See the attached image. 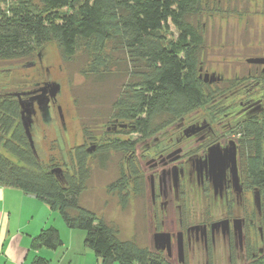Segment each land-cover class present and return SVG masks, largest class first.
I'll return each mask as SVG.
<instances>
[{"label":"trees","instance_id":"obj_1","mask_svg":"<svg viewBox=\"0 0 264 264\" xmlns=\"http://www.w3.org/2000/svg\"><path fill=\"white\" fill-rule=\"evenodd\" d=\"M220 2L0 0V63H28L44 46L54 44L61 64L73 72L68 86L83 137L68 151L69 161L56 177L51 171L58 167L44 165L32 153L17 99L0 92V186L35 196L67 229L83 232V245L101 264H168L162 251L121 239L116 225L79 201L92 163L103 167L119 155V177L109 191L118 192L124 210L133 191L139 198L144 195L137 144L199 109H214L218 116L225 112L222 101L238 82L223 80L212 86L199 71L205 46L201 21ZM75 76L82 85L74 87ZM261 80L263 84V76ZM262 99L263 111L238 121L233 132L242 178L260 201L259 248L245 264H264V92ZM101 118L104 134L98 137L93 124ZM60 246L59 232L52 227L31 243L32 250ZM35 264L47 262L37 259Z\"/></svg>","mask_w":264,"mask_h":264},{"label":"flooded vegetation","instance_id":"obj_2","mask_svg":"<svg viewBox=\"0 0 264 264\" xmlns=\"http://www.w3.org/2000/svg\"><path fill=\"white\" fill-rule=\"evenodd\" d=\"M202 31L205 33L204 25ZM255 59H264V51L261 55H251L245 59L248 67L246 78L251 80L237 88L236 92H240L241 96L234 108L214 119H182L135 147L136 150L143 146V155L138 156L135 151V156L143 176L147 215L156 225L153 235L167 233L170 236L169 251H162L168 264H172L173 255L180 264L179 246L183 250L181 264L197 261V253L201 249L205 264L215 262L218 251L226 254L228 264L240 261L245 264L248 257H254L259 248V195L255 190H250L242 178L240 149L233 134L238 121L263 111L262 95L255 93L262 84L253 79L264 77V64L248 62ZM199 71L204 80L208 74L202 75V66ZM211 78H217L214 80L216 83H210ZM223 80L222 75L216 77V73L212 72L204 82L213 86ZM52 84L49 81L33 84L19 92L30 93L21 99L36 97L40 94L38 90L43 87L49 98ZM56 98L49 99L48 114L38 111L40 99L33 100L36 114L33 116L32 128L37 115L45 124L52 121L51 112L54 109L58 111ZM192 194L199 203L205 205V211L215 214L213 219H204L191 225L183 223L181 202ZM133 197L139 200L136 191H133ZM175 211L179 212L177 221L171 219ZM194 226L199 228L191 229Z\"/></svg>","mask_w":264,"mask_h":264},{"label":"rangeland","instance_id":"obj_3","mask_svg":"<svg viewBox=\"0 0 264 264\" xmlns=\"http://www.w3.org/2000/svg\"><path fill=\"white\" fill-rule=\"evenodd\" d=\"M216 12L207 14L201 21L205 26V49L202 56V75L210 78V73L222 75L224 80H236L237 87L232 90L223 105L225 112H228L236 105L240 92L237 88L247 84L251 79L246 78L248 67L245 59L251 55H261L264 51V0H221L213 9ZM170 35L175 37V33L170 29ZM39 56V58H38ZM57 48L54 44H48L39 50L35 57L28 63L5 62L0 63V92H7L9 95L19 93L33 84L41 81H49L59 85L60 91L57 96L56 105L60 107L62 121L56 109L52 113V121L45 124L37 115L36 123L31 130V137L34 143L35 152L39 160L44 165L63 168L64 163H68V151L80 145L83 141L80 122L76 118L73 99L68 86L69 75L72 71L68 70L59 61ZM217 79V78H216ZM216 79H214L216 81ZM253 80H261L254 78ZM214 81V83H216ZM74 87L82 85V80L76 78L73 82ZM262 84V83H261ZM264 83L261 89L255 93L263 96ZM226 101V102H225ZM218 115L214 109L202 108L186 117V120L201 118H216ZM97 122V123H96ZM105 120L101 118L94 122L96 136L102 137L104 134ZM173 134V131H170ZM122 138V136H121ZM125 138V136L123 137ZM132 139L135 137L131 136ZM143 146L138 147L136 154L143 155ZM120 156H113L103 167L98 162L91 165V175L87 184V189L81 196V205L94 212L99 218L107 223H112L118 228L120 238L123 240H135L138 245L154 250L152 245V235L156 225H154L147 215V201L143 197L134 199L133 195L128 199L127 207L121 208L118 192L109 191V187L119 177ZM128 189H131L129 186ZM182 219L186 225L197 224L202 220H211L214 213L204 210L205 205L199 203L192 194L185 201L181 202ZM205 213V214H204ZM57 218L56 223L66 233L60 232L62 241L68 245H77L78 237L84 235L83 232L69 230L66 228L57 213H53ZM172 218L176 221L179 212L172 213ZM60 229V230H61ZM72 233V234H71ZM79 235V236H77ZM75 237V238H74ZM226 254L217 252L216 261L212 264H228ZM203 250L197 253V261L192 264H205ZM172 264H178L176 256L173 255ZM211 264V263H210ZM236 264H244L238 262Z\"/></svg>","mask_w":264,"mask_h":264},{"label":"crops","instance_id":"obj_4","mask_svg":"<svg viewBox=\"0 0 264 264\" xmlns=\"http://www.w3.org/2000/svg\"><path fill=\"white\" fill-rule=\"evenodd\" d=\"M56 220L41 200L0 186V264H35L37 259L47 264H101L83 245L82 235L78 237L77 245H68L61 240L62 246L56 250L43 247L32 250V240L50 227L68 234L60 226L52 224Z\"/></svg>","mask_w":264,"mask_h":264},{"label":"water","instance_id":"obj_5","mask_svg":"<svg viewBox=\"0 0 264 264\" xmlns=\"http://www.w3.org/2000/svg\"><path fill=\"white\" fill-rule=\"evenodd\" d=\"M248 62L251 63H255V64H264V59H255V60H250ZM211 81H209L210 83L212 81H214L213 78L210 79ZM204 81L206 82V76L204 77ZM40 92L39 95H37L36 97H32L29 100H22L21 97L25 96V95H29L30 93H14L11 96L16 98L18 101V104L20 106V122H21V127L24 130V133L28 139V143L30 146V149L32 150V153L37 156L36 152H35V147H34V143L31 137V128H32V124H33V116L36 114V111L34 109V105H33V100L34 99H40L41 101L37 104L38 106V111L43 113L48 114V108H49V102H50V98L54 99L56 98L57 94L60 91V87L57 84H52L50 86V91H49V98L46 97V89L45 87L40 88L38 90ZM58 112H59V118L62 121V116L60 113V107L57 108ZM123 127V126H120ZM60 169L56 168L53 169L51 172L54 173L56 175V177L60 174ZM30 198H35V196L33 195H29ZM256 201L258 200L257 196H255ZM259 203V200L258 202ZM258 205V204H257ZM199 227L194 226L191 229H198ZM152 243L154 246L155 251H169V246H170V236L167 233H156L152 236ZM179 262L180 264L183 262V250L181 248V246H179Z\"/></svg>","mask_w":264,"mask_h":264}]
</instances>
